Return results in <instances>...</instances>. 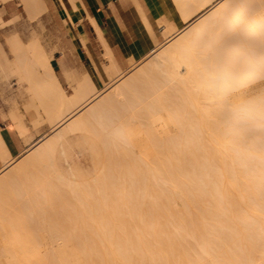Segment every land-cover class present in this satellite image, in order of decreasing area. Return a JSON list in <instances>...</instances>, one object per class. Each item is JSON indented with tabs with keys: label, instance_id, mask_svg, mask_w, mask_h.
<instances>
[{
	"label": "bare ground",
	"instance_id": "6f19581e",
	"mask_svg": "<svg viewBox=\"0 0 264 264\" xmlns=\"http://www.w3.org/2000/svg\"><path fill=\"white\" fill-rule=\"evenodd\" d=\"M6 1L9 0H0V4ZM172 1L184 24L151 50L136 72L134 68L123 76L91 18L107 58L104 67L101 64L104 78L118 80L98 89L85 78L77 83L70 96L53 87L52 82L31 86L34 106L38 110L42 106L45 119H50L52 134L44 143L50 151L68 132L82 130L92 134L104 146L102 150H107L110 140H118L114 143L121 144L112 142V150L120 146V151L125 152L123 143L132 135L127 128L129 123L107 118L110 123L104 125L103 113L114 102H121L130 110L138 107L132 116L137 120L142 117L141 123L147 124L139 185L148 206L145 215L151 221L155 218L154 224L163 225L159 229V241L171 242L170 251L63 253V242L74 239L56 236L65 231L49 222L50 244L36 241L35 237L26 242H5L0 264L1 257L4 264H264V1ZM17 2L23 3L30 14L35 13L34 18L49 8L47 0ZM50 2L62 18L71 23L76 21L74 14L82 5L81 0ZM36 38L26 43L15 34L7 43L16 58L29 60L32 75L53 77L52 53ZM135 85H143L145 94H133ZM52 101L54 106L49 105ZM161 109L166 115L160 114ZM38 110H35L37 115ZM162 116H167V121L162 122ZM105 160L106 164L108 158ZM110 168L107 172L113 170ZM106 174L114 176L111 172ZM99 191L103 200L111 191L124 193L113 191L112 187L104 190L108 195ZM93 193L90 198L80 195L92 201L88 200L87 206L85 200L82 207H96L94 201L99 199L94 197V200L92 197L97 193ZM48 197L51 201L52 193ZM49 206V211L58 209ZM95 209L97 216L107 214L103 213L107 210L104 204ZM160 249L168 250V247Z\"/></svg>",
	"mask_w": 264,
	"mask_h": 264
},
{
	"label": "rangeland",
	"instance_id": "374dc122",
	"mask_svg": "<svg viewBox=\"0 0 264 264\" xmlns=\"http://www.w3.org/2000/svg\"><path fill=\"white\" fill-rule=\"evenodd\" d=\"M13 1L14 3L12 6H7L5 11L2 10L3 3L0 4V24L5 22L4 26H1L2 28H0V124L2 123L4 125H9L11 123V115L20 116L21 124L25 129H20L12 123L11 128L18 134L24 144H26L28 141H32L39 135L48 132L50 128V119H45V115L42 113V106L38 110L34 104H29L31 95L30 85L35 81V78L31 74V65L30 63L28 64L29 60H27V62L24 61L27 58H16L15 53L9 49L7 40L10 36L17 34L23 42L28 43L31 40H35V38L39 35L36 38V41L41 43V45L45 47L46 50L52 53L50 62L54 67L55 72H59V63L62 66L65 79L61 78L60 83L65 94L68 96H70V94L73 92V88L66 81L67 72L79 77L90 75L94 82L95 80L93 75H91L88 71L84 69L71 71L63 63L65 62L67 65L72 63L75 44L72 39V34L63 31L60 32L59 28L62 25H65L68 28L74 24L77 19L74 23H71L67 19L62 18L58 13H56L54 6L50 2L51 0H47L49 5L48 10L44 12L42 11L40 14H37L36 12V14L39 16H36L35 18L32 16L33 14L35 15V13L30 14V10L26 8L25 10L23 3H18V0ZM171 2L175 6L172 0ZM176 7L177 6H175V8ZM176 10L180 16V19H182L179 10L177 8ZM30 18L32 19V22L30 21ZM10 22H13L12 25ZM56 24L59 28L56 26ZM32 37L35 38L33 39ZM79 40L80 43L85 45V39L81 37ZM58 56H61V58H58ZM146 59H148L147 56ZM141 60L130 63L127 67L120 69L121 73L127 76L129 73H132L134 68H136V72L137 66L139 64L141 65V62L145 60V58H143L142 61ZM21 70L25 71V73ZM113 80H115V78L112 80L108 79L106 81L102 79L101 82L98 81V84L95 82L96 88H107V86L111 84ZM141 90L142 88L139 87L138 92H141ZM35 105H37V107L40 106L38 103ZM33 107L35 108L32 109ZM137 108L138 107H134V113H136ZM112 109L113 116L117 115L121 119H124L126 123H129V125L126 124L128 125L127 128L132 131V135L123 143L125 152L124 149L120 151V146H118L119 149L115 147L117 150H112V142L113 145L121 144L114 143L118 140H108L110 142L107 143L109 144L108 148H111V152L110 149L108 150L107 148L108 154L107 150H102L104 146L100 145L101 143L98 142V140H94L90 133L83 132L82 130L75 132L73 131L70 133L68 132L66 135V143L64 146H60V149L55 151L53 155L62 175L61 181L59 180L60 178L52 172V169L48 166V163H44L38 165L35 170L30 169L31 177H28L25 180L26 184L31 186V188L28 187L29 191L26 195V200H23L24 186L21 185V183L12 185L13 190L20 191L22 196L19 197V201L16 203H10L12 206L9 210L11 216H9L7 219H0V253L3 251L2 243L8 242V238L16 236L15 234L8 233V230L15 228V219L12 216V213L16 212L21 214L22 216L20 217V220H22V222L27 223L28 227L31 229L36 228V225H38L37 222L40 219H38L36 214L33 213V208H36L38 211L42 212V220L48 221L52 223V225L57 229L65 231L64 234H59L56 236L60 238L63 237L74 239L73 241L63 242L64 247L63 250H61L63 253L153 254L166 253L167 251H170L172 245L171 242L169 243L167 241L165 243H161L159 241V229L160 226L163 228V225H159L158 223L154 224L155 218L151 221V218H148V216L145 215V211L147 210L148 206L147 202L144 203L143 189L139 186L142 173V162L140 159L143 157V148H145L144 143L147 138L145 137V135H147L145 128L147 124L145 123V125H143V123H141L143 121L142 117H138L139 120L133 117L132 110L130 111L128 107L122 105L121 103L116 104ZM35 110H38V115ZM165 113L166 112L164 109H161L160 114L166 115ZM45 114L48 116L47 113ZM39 116H41V118L37 119ZM130 116L132 117L130 118ZM43 117L45 121L43 123L37 124L36 122L44 120ZM161 118H164L162 122L167 121V116H162ZM34 123L37 125H34ZM106 155L111 157L109 158V156ZM105 158H108L109 160H107L106 164ZM110 163L112 166H114V168ZM107 164L108 166H111L113 170H111ZM109 168L111 171L107 172V169ZM109 172H111V174L114 173V176H106V173ZM40 174H43V186H39L36 183L40 178ZM37 176H39L38 179ZM63 179H67L64 182L68 181V185H65L66 183L63 182ZM84 181L86 184L89 181L90 183L93 182V184H91L92 186L90 187V183H88V188ZM101 181L103 183H101ZM105 181L109 185L105 184ZM25 182L23 180V183ZM72 182L75 183V186ZM80 182H82V184H80ZM76 184H78V186H76ZM97 185L100 186L96 187ZM65 187L67 188V191L70 190V193L68 192L70 195H67V191L64 190ZM82 187L87 190H84ZM110 187H112L113 191L123 190L122 192L124 193L118 194L116 192L117 194H112L111 191V195L107 197L106 200H103L101 198L102 194H99L102 191L100 192L99 189L103 190L104 193H107L104 190H108V188L110 190ZM44 189L48 190L49 194L52 193L53 197L51 198L54 200L56 205L51 199L50 200L53 202V204L51 201H49V199H47L48 193L41 191ZM82 189L83 192H78V190ZM89 189L92 190L88 191ZM93 190L97 194L95 196L92 195V198L95 197L99 200L98 202H95V198L94 200L92 199L96 204L95 205L93 203L96 207L89 208L87 206H89L92 201L88 199L90 203L87 205L88 200L85 199L84 196H86L88 191L89 193L87 194L86 198H90L91 192L94 194ZM63 191L65 192L63 193ZM121 191L120 193H122ZM78 193L80 194L78 195ZM81 194H84L83 202H81L83 199L80 196ZM108 194L109 193H107V195ZM16 196L17 195L15 193L11 195L12 198ZM77 197L82 198L80 199L81 201H78ZM85 200V205L87 206L83 205L84 207H82L81 205L84 204ZM50 204L52 209L55 208L54 206H58V209H53L54 212L49 211ZM103 204L107 207V210L106 212H102L107 214L103 215V217L97 216V210L95 208L100 207V205ZM13 207L15 208L12 209ZM153 217L154 216H152V218ZM48 243L50 244V242H47L46 244ZM73 246L76 247V250L71 249ZM164 246L168 247V250L160 249ZM1 259V264H4V258L1 257ZM4 261H6V259Z\"/></svg>",
	"mask_w": 264,
	"mask_h": 264
},
{
	"label": "crops",
	"instance_id": "0c3cea01",
	"mask_svg": "<svg viewBox=\"0 0 264 264\" xmlns=\"http://www.w3.org/2000/svg\"><path fill=\"white\" fill-rule=\"evenodd\" d=\"M81 1L82 5L78 7V11L74 14L77 19L74 24L68 28L65 25L59 28L56 24L60 32L63 31L72 34V39L75 44L72 63L68 64L70 67L65 62L63 63L71 71L83 69L88 71L93 75L97 84L98 81L101 82L102 79L104 81L107 80L104 78V70L102 69V65L106 63L107 59L103 57L104 48L98 38L97 31H95L96 28H94L95 26L91 18L97 26L119 69L125 68L130 63L145 58L151 50L154 48L156 49L159 45L164 43L166 39H169L168 37L173 36L174 33L178 31L179 27L184 24L171 0ZM13 3V0L4 2L2 10L5 11L6 7L12 6ZM81 37L86 40L85 45L80 43L79 38ZM58 58H61V56H58ZM58 70V73L54 70L53 77L33 75L35 78L33 83L52 82L53 87L61 89L64 92L60 79L65 78L60 63ZM123 76L125 75L123 74ZM85 78H88V81L93 83L96 87L90 75L79 77L66 74V81L72 86L73 91L77 83L84 81ZM115 80H118V78ZM115 80H113V82H115ZM113 82L111 84H113ZM32 84L30 85L31 95L33 93ZM139 87L142 88L140 93L143 95V85H135L132 93L138 95ZM31 95L29 104H33ZM118 103L121 102H114L112 106L107 107L105 113H103L102 120L104 125H109L110 123L107 118H111L116 122L123 120L117 115L113 116L112 108ZM49 105L54 106L55 103L52 101ZM131 110L132 114H135L134 108H131ZM10 122L20 129H25L21 124L20 116L11 115ZM11 123L9 125L0 124V219H7L11 216L9 213L10 207H12L10 203H16L19 201V197L22 196L20 191L13 190V184L17 185L21 183V185L24 186L23 200L27 199L28 187L31 188V186H28L25 180L31 177L30 169L35 170L38 165L48 163L52 172L56 176L62 177L59 166L55 162L53 155L54 152L59 150L60 146H64L67 141L65 135L63 139L57 142L52 151L44 147L47 138L52 134L49 128L48 132L24 144L18 134L11 128ZM90 135L94 139V136L92 134ZM38 178L39 176H37V179ZM42 178L43 174H40V178L36 182L37 185H44ZM23 180L25 183H23ZM41 191L49 194V191L46 189ZM13 193L17 195L13 197L14 199L11 197ZM47 199H49L48 196ZM14 208L15 207L12 209ZM33 213L40 219L37 222L38 225H36V228L33 229L29 228L27 223L20 220L21 214L16 212L12 213L15 219V228L8 230V233L15 234L16 236L8 238V241L26 242L27 240L30 241L32 237H35L36 241L48 242L47 229L49 227V222L42 220L43 214L41 211H38V209L33 208ZM29 251H31V249L27 252Z\"/></svg>",
	"mask_w": 264,
	"mask_h": 264
}]
</instances>
